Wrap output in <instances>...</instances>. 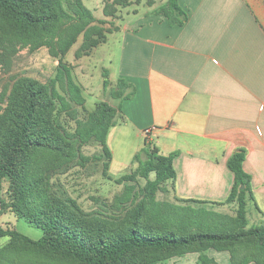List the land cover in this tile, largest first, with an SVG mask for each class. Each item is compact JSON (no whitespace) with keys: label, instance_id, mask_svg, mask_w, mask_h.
<instances>
[{"label":"trees","instance_id":"16d2710c","mask_svg":"<svg viewBox=\"0 0 264 264\" xmlns=\"http://www.w3.org/2000/svg\"><path fill=\"white\" fill-rule=\"evenodd\" d=\"M155 2L109 0L104 15L115 19L119 9L143 3L153 7ZM154 14L163 15L170 26L188 22L178 0H167ZM106 24L84 0H0V53L8 46L48 47L71 26L56 76L47 83L18 78L0 113V216L10 213L43 231L42 238L33 240L0 227V238H9L0 249V264H166L191 254H198V264H218L207 254L210 250L229 253L231 264H264V224L248 228L252 188L243 168L244 149L227 162L235 178L229 197L225 203L211 204H235V215L208 209L206 201L158 200V193L176 178L178 153L162 155L147 143L135 156L138 167L116 180L123 192L106 209L87 213L66 191L55 189L56 175L84 162L104 161L105 170L110 169L113 155L107 140L121 107L100 101L84 119H76L74 105L86 112L87 100L65 62L80 37L79 56L104 44L110 33L103 28ZM103 78L107 91L111 85L107 70ZM110 92L120 102L135 95L124 79ZM64 114L76 120L73 132L63 124ZM91 144H98L102 152L88 158L82 149ZM140 179L146 181L144 187H139Z\"/></svg>","mask_w":264,"mask_h":264},{"label":"crops","instance_id":"0c3cea01","mask_svg":"<svg viewBox=\"0 0 264 264\" xmlns=\"http://www.w3.org/2000/svg\"><path fill=\"white\" fill-rule=\"evenodd\" d=\"M178 1L188 14L184 26H170L163 15L154 14L158 5L119 9L114 19L104 15V0H93L100 7L94 16L107 21L106 42L113 38L119 45L113 85L106 69L110 86L115 89L124 79L135 91L132 100L111 103L121 110L107 140L113 155L109 172L138 167L134 159L145 147L142 132L153 127L160 154L178 153L176 178L166 184L176 199L225 203L235 180L228 159L244 149L243 168L252 188L248 228L261 226L264 0ZM209 256L231 264L227 252L210 250Z\"/></svg>","mask_w":264,"mask_h":264},{"label":"rangeland","instance_id":"374dc122","mask_svg":"<svg viewBox=\"0 0 264 264\" xmlns=\"http://www.w3.org/2000/svg\"><path fill=\"white\" fill-rule=\"evenodd\" d=\"M113 1V0H112ZM133 1V0H131ZM87 8L100 15L99 4L93 3V0H84ZM109 0H104V7ZM94 5V8L92 6ZM97 5V6H95ZM146 5V4H145ZM163 5V0H156L155 6ZM133 8L140 6L132 5ZM145 7V6H144ZM147 7V6H146ZM143 9V8H139ZM103 26L104 29H108ZM71 26L64 27L58 38L50 46L37 50H31L29 47L8 46L0 53V113L6 106L7 98L10 94L12 85L21 77L34 78L42 83L49 82L57 74L58 64L61 58L63 40L70 31ZM83 43V37H80L76 45L65 57L67 65L73 69V78L84 91L86 102V112L79 106L74 105L76 109V119H84L88 111L94 110L96 104L100 101H107L110 104L116 102L111 96V87L104 90L103 72L106 69L110 71V80L115 81L117 56L119 45L112 38L107 44L101 45L95 49L92 54L79 56V48ZM112 62V63H111ZM116 82V81H115ZM117 84V83H114ZM116 86V85H114ZM74 116V113L72 114ZM62 121L65 127L73 132L76 128L74 117L64 114ZM83 155L93 158L101 154L102 150L98 144H91L82 149ZM133 170L122 171L121 173L110 174L105 170L104 161L84 162L80 166H75L64 174L56 175L52 181L55 189L66 191L78 205L87 213H92L101 208L106 209L113 204L117 195L123 192V185L116 183V180L122 175L129 174ZM154 178V176H152ZM146 181L140 179L139 187H144ZM165 192L158 193V200L168 201L175 204H183L176 199L172 185L165 186ZM198 206V205H196ZM208 209L214 210L226 215H235V204L205 205ZM0 227L3 229H15L33 240H39L43 236L42 229L30 224L26 220H17L10 213L0 216ZM9 238H0V249L7 245ZM209 255V252L207 253ZM196 260L198 264V254L186 255L182 258H175L166 264H179L181 262Z\"/></svg>","mask_w":264,"mask_h":264},{"label":"built area","instance_id":"2783aa9c","mask_svg":"<svg viewBox=\"0 0 264 264\" xmlns=\"http://www.w3.org/2000/svg\"><path fill=\"white\" fill-rule=\"evenodd\" d=\"M154 131H155V128H153V127L143 130L142 136L145 140V143L153 145L152 136H153Z\"/></svg>","mask_w":264,"mask_h":264},{"label":"water","instance_id":"95a60500","mask_svg":"<svg viewBox=\"0 0 264 264\" xmlns=\"http://www.w3.org/2000/svg\"><path fill=\"white\" fill-rule=\"evenodd\" d=\"M244 187H242V189H243Z\"/></svg>","mask_w":264,"mask_h":264}]
</instances>
